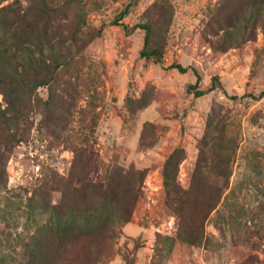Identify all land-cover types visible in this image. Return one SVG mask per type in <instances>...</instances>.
Returning a JSON list of instances; mask_svg holds the SVG:
<instances>
[{"label": "rangeland", "instance_id": "obj_1", "mask_svg": "<svg viewBox=\"0 0 264 264\" xmlns=\"http://www.w3.org/2000/svg\"><path fill=\"white\" fill-rule=\"evenodd\" d=\"M220 2L47 0L63 35L73 29L75 42L51 82L37 88L38 102L6 151L0 264L25 259L24 244L38 220L30 218L28 197L53 171L67 176L75 147L87 154L92 179L116 165L146 172L132 219L118 230L103 264H264V22L255 40L214 51L206 24ZM141 24L162 41L159 61L140 55L143 29L125 30ZM219 138L232 140L228 187L205 220L207 243L191 245L178 237L163 169L170 156L177 158L176 181L188 189L201 156V180L222 184L212 160ZM226 202L245 212L237 231L221 218L230 212ZM256 226L261 237L252 233ZM55 264H64L63 256Z\"/></svg>", "mask_w": 264, "mask_h": 264}, {"label": "trees", "instance_id": "obj_2", "mask_svg": "<svg viewBox=\"0 0 264 264\" xmlns=\"http://www.w3.org/2000/svg\"><path fill=\"white\" fill-rule=\"evenodd\" d=\"M53 12L47 0H28L25 5L19 0L0 4L2 188L8 181L9 157L6 151L19 140L20 123L26 120L38 102L37 88L48 85L54 72L72 56L75 31L70 28L64 36ZM113 22L115 24L117 20ZM263 22L264 0H221L206 24L208 34L213 37L210 47L224 52L253 41L257 28ZM135 28L143 29L145 34L144 49L140 55L159 61L162 41L152 39L153 31L149 25H135L130 29L125 26L126 31ZM52 36L56 40L51 41ZM171 67L181 72L186 70L180 64L174 63ZM194 92L198 96L205 93L203 90ZM260 96H264V90ZM230 143V138L217 141L220 151L212 159L217 161L219 168L215 175L223 178L222 184H218L217 180H201L206 166L201 156L191 174L188 189H183L176 181L178 159L170 156L165 163L163 179L167 205L178 217V237L188 244L200 246L207 243L205 220L219 204L231 175L233 150ZM73 152L67 176H59L53 171L50 178L34 187L28 197V205L34 214L33 217L30 213V218L34 221L35 215H38V220L24 244L25 259L19 264H55L61 256L64 264H103L112 256V242L118 230L132 219L142 192L145 170L116 165L105 168L96 179H92L89 176L92 164L87 154L77 147ZM226 205L230 207V212L221 218L231 230L237 231V220L245 212L237 203L226 202ZM43 215L45 218L41 219ZM218 229L222 232L221 227ZM259 232L260 228L256 226L252 233L261 237ZM158 236L159 241L167 240V237ZM253 246L255 244L250 245L251 248Z\"/></svg>", "mask_w": 264, "mask_h": 264}]
</instances>
